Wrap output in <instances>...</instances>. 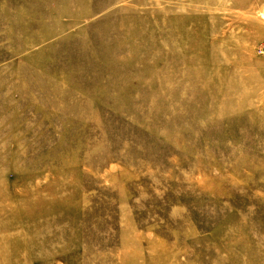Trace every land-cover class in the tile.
<instances>
[{
    "label": "rangeland",
    "instance_id": "rangeland-1",
    "mask_svg": "<svg viewBox=\"0 0 264 264\" xmlns=\"http://www.w3.org/2000/svg\"><path fill=\"white\" fill-rule=\"evenodd\" d=\"M0 264H264V0H0Z\"/></svg>",
    "mask_w": 264,
    "mask_h": 264
}]
</instances>
